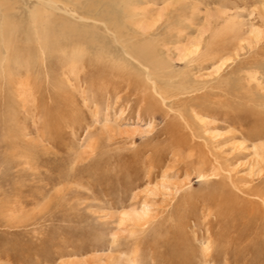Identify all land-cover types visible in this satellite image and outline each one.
I'll return each mask as SVG.
<instances>
[{"label": "rangeland", "instance_id": "374dc122", "mask_svg": "<svg viewBox=\"0 0 264 264\" xmlns=\"http://www.w3.org/2000/svg\"><path fill=\"white\" fill-rule=\"evenodd\" d=\"M263 1L136 0L140 16L128 26L149 32L146 40L158 43L175 72L184 69L180 51L200 33V55L230 56L243 46L223 73L231 86L226 101L212 112L193 113L184 102L175 110L160 103L151 110L133 101L141 91L114 89L110 74L93 81L85 76L95 65H110L92 62L91 54L53 51L47 76L37 62L29 79L40 88L34 105L0 72V264H204L205 247H232L237 228L218 216L217 206L198 209L201 196L221 190L196 177L190 148L202 143L192 137L197 133L211 136L204 149L217 155V165L208 158L227 191L238 200L264 199ZM253 29L261 32L258 41L250 38ZM9 71L13 81L25 82V72ZM178 112L188 114L186 123ZM175 121L177 129L169 132ZM173 134L186 142L177 144ZM143 205L149 208L144 215ZM263 237L257 251L243 253L238 262L232 253L229 262L207 264H264ZM254 240L251 234L233 247H251Z\"/></svg>", "mask_w": 264, "mask_h": 264}, {"label": "bare ground", "instance_id": "6f19581e", "mask_svg": "<svg viewBox=\"0 0 264 264\" xmlns=\"http://www.w3.org/2000/svg\"><path fill=\"white\" fill-rule=\"evenodd\" d=\"M136 4V0H0V72H6V76H9L7 85L11 89L14 88L15 90H12L14 92L17 91V94L25 93L26 96H20L23 100L30 99L32 105H34V102L36 103L39 100L35 91L40 88L38 85H33V81L30 84L29 79L32 78V70L35 69L36 63L39 62L37 64L38 67H36L38 72L40 71L41 73L42 71V74L47 76V71L49 70L48 62L53 51L65 54L63 56L68 54L74 56L82 53L84 55L91 54L90 60L92 62H98L100 60L110 64L100 67H98L99 65H95L94 68H90L84 74L85 76L92 80L110 74V78L108 79L116 84L115 88L113 87L114 89L119 87V90H121L120 87L122 85V88L129 95L133 94L130 93L132 91H141L142 93L140 94L142 96H138L136 92L132 95L134 98L133 101L140 102L144 105L147 104L151 110L156 103L162 104L169 110H175V108L181 106L184 102L183 105L185 106L187 104L193 106V113L197 110L212 112L215 106L222 107L224 101H226L227 92L231 88L228 83H226L228 87L225 86V82L227 81H225L223 73H225L229 65L237 58L239 50L243 46L238 45L237 49L234 48L230 56H222L220 53L212 52H206L200 55V38L202 37L200 33V35L198 34V38L192 39L193 41L180 51L179 59L183 61L184 69L175 72L172 70L165 53L159 49L158 43L156 41L146 40L151 35L149 32L145 34L136 28H130L128 26V20H133L140 16L133 9ZM262 6L264 8V1ZM261 37L259 30L253 29L250 31V38L253 41H258ZM24 49L27 51H24ZM29 54L34 55L29 56ZM21 57L22 59L27 58L30 61V65H23L20 60ZM11 67L16 70V73L14 72L16 75H22L25 72V82L12 80L11 77L13 74L9 71ZM196 73H199V75H196ZM199 77L204 79L200 78L198 80ZM108 79H105V81ZM40 80L43 81V79ZM45 85H48V82ZM123 85L125 86L123 87ZM184 94H190L191 97L188 99L182 98ZM16 99L18 100V97ZM61 101L63 102V100ZM32 108L34 107L32 106ZM185 115V113L178 112L177 117L185 122L187 121ZM195 117L199 120L198 116ZM172 125L169 128V130L171 129L169 132L173 133L174 128L177 129L178 122L175 121ZM203 132L205 131L203 130ZM173 135L175 136L174 140L177 144L181 145L186 142L185 136ZM192 137L198 141H202L201 144L193 142L190 148V150H194H192L194 153L190 154L189 160L191 165L195 167L196 177L206 182L209 181L208 183L220 187L219 189L222 191L218 194L208 192L204 196H201V199L198 200V209H201L202 212H210L213 206H217L220 211L219 214L217 213L218 216H225L231 222V225L237 228L234 245H232L233 242L231 244L232 247L224 244L219 245L215 242L218 245L214 246V248L210 249V247H205L203 249L200 262L207 264V262L219 261L221 259L224 262H229L231 259L227 256L232 253L236 254L232 261L238 262L243 259V253L257 251L258 236H264V211L261 210V206L264 207V199L256 196L260 200L259 204L254 200H238L235 198V196L227 191L224 182L219 180L218 177L221 176L217 171L219 168H216L217 166L215 167L212 164V162L215 164L218 162L217 155L210 148L204 149L206 144L211 143L212 137L203 136V134L201 135L199 133ZM208 156H210L212 162ZM192 166L191 168H193ZM232 186L236 187L234 184ZM216 190L214 192H217ZM242 192L249 194L245 191ZM148 210V205H143L140 212L144 215ZM217 221L219 222V220ZM224 229V227L223 229L221 228L223 232L220 230L222 234L224 233ZM228 229H230L229 226ZM220 231L219 233H221ZM251 234L255 239L251 242V247H233L238 243V240ZM223 236L222 238L224 239ZM185 261L187 264H191L189 262L190 260ZM185 261L184 264L186 263Z\"/></svg>", "mask_w": 264, "mask_h": 264}]
</instances>
